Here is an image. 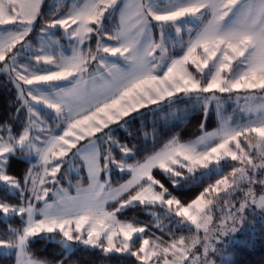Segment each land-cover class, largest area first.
I'll use <instances>...</instances> for the list:
<instances>
[{
    "label": "snow or ice",
    "instance_id": "obj_1",
    "mask_svg": "<svg viewBox=\"0 0 264 264\" xmlns=\"http://www.w3.org/2000/svg\"><path fill=\"white\" fill-rule=\"evenodd\" d=\"M41 4L42 0H0V25L22 26L15 31L0 32V62H3L0 70L14 73L15 80L25 85L51 84L70 77L79 79L72 89H61L55 94L46 95L39 87L35 89V93L33 89L27 90L31 101L54 109L57 117H63L66 122L62 135L51 136L43 142H40L39 136H31L32 130L40 127L43 121L39 119L35 105L24 97L25 90L17 84L19 98L27 108L28 117L22 132L17 134L13 133L9 125H0V182L10 189L21 190V181L6 172L9 158L18 149L28 155L35 152L44 166V175L34 176L29 169L24 178V187L31 182L32 198L36 201L44 200L45 204L43 208H37L31 199L26 204L23 203L25 197L22 190L21 203L13 205L0 201V213L5 216H26L22 229L10 228L11 238L0 239V246L18 250L17 264H48L27 256L30 238L42 233H59L63 237L61 246L65 249L68 248L66 242L79 241L84 245L100 248L105 253H128L143 261V264H148L153 258L157 261L163 258L162 264H216L214 259L209 258L210 253L220 251L213 243L218 240L216 233L227 235L235 229H228L225 221L212 227L215 198L221 192L227 194L229 190L235 191L241 184H247L244 202L240 203L239 208L233 205L229 217L235 222L237 214L245 211L249 200L264 209V194L257 199L252 187L259 184L264 188V178L256 179L257 170L264 169V103L249 108V111L259 113L255 120L236 127L225 121L215 133H205L194 143H180L174 138L163 150L135 165H128L124 159L131 152L127 146L118 145L122 153V158L118 161L112 155L111 148L101 154L95 143L90 142L85 161L89 166V179L93 183L89 185L88 194L83 198L79 194L77 197L64 194L57 202L48 203L45 199L48 189H39L38 185L46 183L47 176H51L55 182L61 163L53 164V160L60 161L71 149L76 148L78 141L86 136H94L138 108L172 100L180 93L188 96L194 93H231L242 89L264 90V0H168L164 8L159 7L158 0H148L147 3L135 6V20L131 25V28L136 29L135 33L126 27L131 17L122 13L120 27L114 35L107 37L108 40L116 41L117 46L102 43L106 34L105 14L116 7L117 0H86L83 5L74 2L67 13L54 15L46 28L42 29V36L49 37V41L45 44L41 40L42 47L35 54L36 64L41 61L44 64H55L57 70H44L45 74H38L40 69L30 72L28 66H18L20 50L16 46L20 44L21 48L25 47L22 41L29 35L31 26L40 15ZM202 10L211 13V20L196 34L194 40L189 41L183 55L169 62L164 27H174L175 32L180 33L181 22L189 17L199 19L204 15ZM149 17L152 21L159 22V43L150 35L152 25ZM56 28L63 29L64 34L75 42L72 54L61 55L58 61L54 55L46 54L47 48L54 45L48 30ZM91 34L98 37L96 52L113 57L119 54L128 62L127 70L118 68L114 63L107 64L105 58L94 54L91 48L85 52L81 46L91 39ZM198 49H202V54H198ZM157 50L159 60L155 55ZM8 60L11 61L10 64ZM90 60H99L100 66L107 73L106 76L101 73L98 80L96 76L92 77L93 83L98 84V87L93 89L95 95L91 98L86 90L79 89L81 83L87 84L83 80V74L88 72ZM189 65L194 66L200 79L189 71ZM161 68L166 70L159 74ZM196 99L203 100L206 107L217 97L197 95ZM40 130L44 131L43 128ZM253 134L255 143H252ZM241 137L247 141L249 149L257 150L259 164L254 163L252 154L242 147ZM108 139L111 143L118 144L111 136ZM233 142L235 150L230 147ZM229 157L231 161H238L242 165L233 167L231 179L223 176L216 180L214 185L205 188L187 205L171 196L164 184L152 175V169L159 168L176 186L179 183L176 178L184 176L180 169H186L188 174L194 176L197 170L210 169L214 164L219 165L222 160L228 163L226 158ZM109 165H116L121 171H131L132 180L118 189L106 191L105 184L99 182V175L102 171H107ZM157 185L161 191L155 190ZM130 188L137 190L134 194L129 193L127 199H118L129 192ZM206 194H214V198L206 199ZM109 199L119 203V207L113 212L104 208ZM137 203L166 206L170 214L175 206L174 215L181 218L180 223L194 226L197 235L189 242L180 237L167 245L153 242L151 247L150 241L143 239L140 247L133 251L130 244L133 235L143 233L146 229L117 220L116 212ZM37 215L42 218L37 219ZM239 219L242 220L243 217L239 216ZM201 231L202 237L199 235ZM118 236H123L119 247L114 242V237ZM197 248L202 251H195ZM169 255L172 259H168ZM60 264H63L62 260Z\"/></svg>",
    "mask_w": 264,
    "mask_h": 264
},
{
    "label": "rangeland",
    "instance_id": "obj_2",
    "mask_svg": "<svg viewBox=\"0 0 264 264\" xmlns=\"http://www.w3.org/2000/svg\"><path fill=\"white\" fill-rule=\"evenodd\" d=\"M119 1L120 0H117V2H119ZM158 1H162V3L159 2L160 8H164L166 6V4L168 3V0H158ZM74 2L78 3L80 5H83L86 2V0H52L51 4L53 6L59 8L56 11V14L59 15V14L67 13L69 8L73 5ZM147 2H148V0H146L145 3H147ZM173 2H178V0H173ZM67 4H68V6L66 7ZM115 8H117V5ZM115 8L109 9V11L106 12L105 20H104V27L106 29V34L102 40V43L106 44V45H111V46H117L116 41L108 40V38H107L108 35H114L116 30H117V28L115 26H114V29L112 27V23L114 20L113 10ZM202 11H204V10H202ZM206 13L207 12L204 11V15L202 17H200L199 19L191 18V17L184 19L181 22L182 23V30L180 33H176L174 27H168V26L164 27L163 31H164L165 39L168 41V45H167L168 53H167V55H168L169 61H170V56L174 57L179 53L176 50L184 42L185 38L183 37V31L191 32V31L195 30L201 24V21L203 22V18H204ZM148 19L150 20L151 18L149 17ZM36 23H37V21H35V23L31 26L32 30L29 33V35L24 39V41H22V44H24L25 47L21 48L20 44H18L16 46V48L20 50L19 55L17 57V63H18V66H28L30 72L35 70V69H40V72L38 74H45L44 70L55 71L57 69H56L55 64H51V65L44 64L43 61H41L40 64H36L35 54L38 53L40 51V48L42 47L41 40L43 39L45 44H47L49 41V37L42 36V29L46 28V24L43 25L41 28L36 30V27H37ZM157 23L159 24V22H157ZM20 27H22V26L19 24H16V25H12V24L0 25V32L15 31L16 29H18ZM73 27H75V26H73ZM93 27H95V26H93ZM108 27L112 29V32H109L107 30ZM48 32L51 34V39L54 41V45L52 47L47 48L46 54L54 55L56 57L57 61L59 60L61 55L69 56L72 54L73 48L75 47V42L70 40L64 34L63 29H60V28L49 29ZM92 39H93V41H92ZM97 39H98L97 35L91 34V39L86 41L85 44L82 45L81 47L83 48V50L85 52L89 48H91V50L94 54H97L98 56H103L105 58V61L107 64H110L111 62L118 61V60L124 58V57H121L119 54H117V56L113 57L110 54H106L103 52L97 53L96 52ZM159 42H160V39L158 40L157 43H159ZM176 43H178V44H176ZM171 48H172V50H170ZM14 51H15V49H14ZM198 54H202V52L198 53ZM10 55H11V53H9V56ZM155 55L159 60V50H157ZM8 63L10 64L11 61L8 60ZM233 63L236 64L235 61ZM0 64H3V62H0ZM101 69H103V68L100 66L99 60H90L88 63V72L84 73L83 75H87L90 72H96V71H99ZM21 70H22V67H21ZM189 71L193 72V74L196 75V77L198 76L196 74L197 72H196L195 68H194V71L191 70V68L189 69ZM205 71L207 72L208 70L205 69ZM78 78L79 77H70L68 80L56 81V82H52L51 84H41L39 86L25 85V84H23V82L15 80V74L14 73L10 74L9 72L0 70V87L2 88V93L4 91L3 88L9 87V89H13L12 86H14L16 88V90L13 91L14 94H11L9 96V100L11 103H17V107L10 105V107L12 108V114L10 116L11 121L10 122L0 121V125H5V124L9 125L12 128L13 133H14L16 130L15 129L16 123H17V125H19V122H20V118H19L20 110H25V119L23 122L26 125L27 117H28V111H27V108L23 106V100L19 98L20 97V91L17 87V84H19L20 88L25 90L24 91V97L27 98L30 103L35 105V108L38 112L39 119L41 121H43V124L40 125V127L34 128L32 130L31 136L32 137L39 136L40 142H43L46 139L50 138L51 136L62 135L63 131L66 128V122L64 121L63 117L58 118L57 114L55 113V110L49 109L44 104H35V102L31 101V98L27 96V90L33 89V91L35 93V89L37 87H39L44 92L47 89H56L60 86H63V84L72 82ZM200 78L197 77V79H200ZM239 93L241 96H236ZM211 96H213V95L210 94L208 97H211ZM247 96H249V94L243 89L240 90V92H236V94L231 95V97H234V100H235L234 103H232L231 112H233L234 109H236V111L237 110H242V111L244 110L245 114H247V113L250 114V116H248L246 119H240L239 121L235 122L234 120H232V117L228 118L226 114L224 115L225 104H222V106L220 105L222 102L227 103L228 101H226L224 99H222V101H221V100H219L220 97L218 98L217 96H215V97H217V99L211 100L207 104V107L209 108L211 106L212 101H214V102L219 101L220 104H217L214 102L213 103L215 105V108H216V111L218 114V118L220 120V125L212 128V129L205 130L201 134H199V135H197L191 139L183 140V141L178 140V141L180 143H194L198 140L199 137L203 136L205 133H215L225 121H229L233 127H236V126H239L242 124H246L252 120H255L257 118V116L259 115V113L255 112V111H249V108L252 106H255V105L251 104L252 99H248V98H251L253 96L250 95L248 98H247ZM262 97H264V94ZM231 100H233V99H231ZM20 101H21V103H20ZM18 102L20 103V106H19ZM262 103H264V99H260V101H258L256 105H260ZM12 121H13V123H12ZM40 128H43L44 131H41ZM109 136H111V135L108 134L105 129H103L101 132L96 133L94 136H91V137L86 136L85 139L77 142L76 148L71 149L66 157H63L60 161L53 160V162H52L53 164L58 163V162L61 163L60 170L56 174V177L54 178L55 182H53V178L51 176H47V177H45V180L47 182L44 183L43 185H38L39 189H43V188L48 189V195L45 198L48 203L57 202L59 197L64 195V194H66L67 196H71V197H77L79 194V196L81 198H83L84 196H86L88 194L87 190L89 189V185L93 182L89 179V175H90L89 166L85 161V155L89 151L90 142L95 143L97 149L99 150V152L101 154L106 153L108 151V149L109 148L112 149L113 146L120 145L118 141H117L118 144L111 143L108 139ZM5 138H7L6 135H5ZM242 139H244V138L243 137L240 138L241 145L243 147ZM112 140H114V139L112 138ZM170 142H168L167 144H169ZM255 142H256L255 139L252 138V143H255ZM41 146H43L42 143H41ZM165 146L162 147L160 150L156 151L155 153L163 150L165 148ZM230 147H232L233 150H235V143L234 142L231 143ZM103 148H105L106 152L103 151ZM20 151L23 152L22 150H20ZM155 153H153V154H155ZM132 154H133V152L131 151L127 157H124V159L126 160V163L128 165H135L137 163H143L149 156L153 155V154H151L147 158H145L144 160L138 162V161L130 160ZM22 155L25 159L30 161V163H31L30 169L32 170V173L34 176H43L44 175V166H43L39 156L36 155L35 152H33L31 155H28L25 152H23ZM112 155L115 156V152L113 149H112ZM121 158L118 159L116 157V159L118 161L121 160ZM226 159H230V157L226 158ZM221 162H220V164H221ZM254 163L259 164L258 162H254ZM220 164L219 165L214 164L213 166H211L210 169H199V170L209 171L213 167H215L216 171L218 173H220V172H222V169H223V166H220ZM100 165L102 168L103 167V159H101ZM241 166H242L241 164H236L235 167H241ZM49 167H51V166H49ZM174 167L178 168V166H174ZM155 169L156 168L152 169V175L153 176H154L153 172ZM6 172H7V169H6ZM125 173H130V175L124 179H120L123 177V175ZM132 178H133V175H132L131 171H129L127 169H125L124 171H121L116 167V165H109V168L107 171H102L100 173L99 182L102 184H105V190L109 191L111 189H118L121 185L126 184L128 181L132 180ZM220 178H222V177H220ZM262 178H264V170L258 169L256 172V179H262ZM229 179H231V177H229ZM252 187H253V190L256 194V198L259 199V196L264 194V188H262L259 184H254V185H252ZM7 188L9 190V192H11L13 194H18L19 196H20V191L22 190L24 193V197H25V200L23 201V203L26 204L28 202V199H31V202L37 208H43L44 207V204H45L44 200L36 201L34 198H32L33 194L31 192V188H32L31 182L28 183L27 187H24V182L21 183V190H13V189H10L9 187H7ZM247 188H248L247 184H241L239 186V189H237L235 191L229 190V193H227L226 196L224 195L226 193L221 192L220 196L215 198V204H214V206H212L213 207V211H212L213 224H212V227L215 228L216 226H218L220 224L221 221H225L228 229H232V228L235 229V231H229L227 235H220L219 233H216L218 240H214L213 243L220 251H218L214 254L210 253V257H209L210 259H214L216 261V264H229L228 259L231 257L230 252L227 251V248L229 247V245H231L232 243L237 242L239 240H243L244 238H242V236H241L242 233H244L248 230H252V231L255 230V228L259 226V224L257 223L258 221H262L264 223V209H261L257 205L252 204L251 200L248 201V206L246 207L245 211L243 213L237 214L238 218L236 219L235 222H233V220L229 217V212H230V209H232V206L235 205L236 208H239L240 203L244 202V200H245L244 192L247 191ZM134 189L135 188H130L129 192L124 193L123 196L119 197L118 199H121V200L127 199L129 193L134 194L135 191L132 192V190H134ZM155 190L161 191V189L159 188L158 185L155 186ZM41 194H43V193L41 192ZM20 198H21V196H20ZM166 198H168V197H166ZM211 198H214V197H211ZM206 199H210V198H206ZM21 202L22 201L20 200V202L14 203L13 205L21 203ZM7 203H9V202H7ZM9 204H12V203H9ZM136 205H139V204L137 203V204H134L133 206H136ZM118 207H119V203L117 202V200L109 199L107 201V203L104 204L105 210L109 211V212L115 211V209ZM129 207H131V206H129ZM129 207L122 209L120 212L126 210ZM174 211H175V206H173L171 214L168 212L166 206L161 207L157 211V215H158V219H159L157 225H159V227H160L159 228L160 229L159 235H157L153 230H150L148 227L149 225H147V224H141L140 222L137 223V222L131 221L129 219H126V220L120 219L119 215H118L119 212H116V218H117V220H119L121 222L133 223L134 226H137V227H145V229H146L145 232L135 233L133 235V241L130 242L132 250L135 251L133 246L135 244V239L137 237H140L141 240L148 239L150 241L149 247L152 246L153 242H159L161 244L167 245L172 240L176 239L172 235L168 236V231L173 234L174 230L173 229L167 230L165 228V226H169L172 224H174V225L178 224L176 222L177 217L174 215ZM2 216L4 217L5 220L8 221L9 228L20 229V226L22 224L19 225L16 223V221L13 220L16 216H19V215L5 216L4 214H2ZM239 216H242L243 219L242 220L239 219ZM36 218L40 219L42 217L37 215ZM22 219L26 220V216L23 217ZM165 219H166V221H164ZM177 227L178 226H175V228H177ZM201 233H203V232L201 231ZM39 236H47L48 239L53 240V241H57L59 243H60V241L63 240L62 235L59 233H42ZM31 239H33V238H30V240ZM122 240H123V236L114 237V242L117 244L118 247L120 246V242ZM186 242H189V241H186ZM66 243L68 244V248L67 249L64 248L66 254L74 251L75 248H77L78 246L94 248V247L89 246V245H84L79 241H69ZM105 244H106V241H105ZM98 249H100V248H98ZM0 251L3 253H6V254H14L16 257V263L15 264H17V251H18L17 249L6 248L3 246H0ZM195 251L199 252L202 250L200 248H197ZM112 253H117V252H112ZM123 254H128V253H123ZM27 256L31 257L32 259H36V258L31 256V254L28 251V248H27ZM162 259L163 258H161V261H157L155 258H153L152 260L148 261V264H162ZM168 259H172L171 255L168 256ZM190 259H191V256H190ZM40 261H42V260H40ZM141 264H143V261H141ZM186 264H187V262H186Z\"/></svg>",
    "mask_w": 264,
    "mask_h": 264
},
{
    "label": "trees",
    "instance_id": "obj_3",
    "mask_svg": "<svg viewBox=\"0 0 264 264\" xmlns=\"http://www.w3.org/2000/svg\"><path fill=\"white\" fill-rule=\"evenodd\" d=\"M51 2L52 0L43 1L40 15L36 20V30L50 22L54 15H58L56 11L59 8L53 6ZM67 6L68 4L66 7ZM157 25L158 23L153 21L152 27L156 42H158L161 37L159 36L161 28ZM114 26L116 27V21L113 20V29ZM198 29L191 33L183 31V37L185 39L180 47H186V44L189 43ZM107 30L112 32V29L109 27ZM12 88L13 89H9V87L3 88L4 91L2 93V88L0 87V121L3 122L11 121L10 116L12 114V108L10 105L17 107V103H11L9 100V96L14 94L13 91L16 90L14 86H12ZM245 91L249 96H253L251 98L247 96L248 99H252L251 104L253 105H256L260 99H264V97H262L264 90L255 89ZM236 92H240V90L231 93H208L218 98L220 97L219 100L221 101L222 99L228 101L227 103L222 102L221 104L219 101H212L209 108L207 106L205 107L203 100L196 99L198 94L194 93L185 96L183 93H180L172 100L162 102L161 106L154 107L153 105H149L133 112L120 124L116 123L111 137H113L114 141H118L120 145L127 146L133 152L130 160L140 162L149 155L160 150L174 138L179 141L188 140L201 134L205 130L219 126L220 120L214 103L220 104L221 106L225 104L224 115L226 114L228 118L232 117V120L235 122L240 119H246L250 114H245L244 110L236 111V109H234L233 112H231L232 103L235 101L234 97H231V95L236 94ZM203 94L206 95V93ZM236 96L241 95L239 93ZM20 103L18 102L19 106ZM19 118L20 122L19 125L16 123L14 134L22 132L21 130L25 125L23 122L25 119V110H20ZM253 139H255L254 134ZM242 144L245 151H249L252 154L254 162L260 163V160L256 158L257 150L254 148L249 149L245 139H242ZM112 149L115 152V156L120 159L122 157L120 148L118 146H113ZM103 151L106 152L105 148H103ZM22 154L23 152L20 150L16 151V153L9 158L7 167V173L19 179L21 183L24 182V178L31 167L30 161L25 159ZM227 161L228 163H225V161L222 160L220 166H223V169L220 173L213 167L209 171L197 170L195 175L192 176V174L187 173L186 169H180L184 173V176L176 178L179 181L176 186H173L171 179L166 176L161 169L156 168L153 174L155 179L160 180L161 183L164 184L171 196L176 197L182 204L187 205L192 200L196 199L205 188L214 185L216 180L220 179V177H231L230 173L233 167L240 163L238 161H231L230 159H227ZM129 175L130 173H125L120 179H124ZM135 190L136 189L132 190V192ZM224 195L226 196L227 194ZM211 197H214V195L206 194L205 198ZM0 200L14 204L20 202L21 198L18 194L9 192L8 188L0 182ZM160 208L161 206L159 205H136L119 212L118 215L119 218L123 220L129 219L137 223L147 224L150 230H153L159 235L160 227L157 226L159 220L157 211ZM13 220L19 225L22 224L20 226V229H22L23 219L16 216ZM164 221H166V219ZM180 221L181 218L177 217V225L172 224L165 226L167 230H174L173 234L168 231V236L172 235L177 240L180 237H184L186 241H190L193 236L197 235L194 226L182 224ZM257 223L259 226L256 227L255 230H248L242 233L241 236L244 238L243 240L229 245L227 248V251L231 254V257L228 259L229 264H264V223L262 221H258ZM175 226L178 227L175 228ZM9 229L8 221L5 220L2 213H0V239L7 240L11 238ZM199 235L202 236L203 233L200 232ZM141 242L142 240L140 237L135 239V244L133 246L135 251L140 247ZM28 251L32 257L48 262V264H60L61 260L63 264H141V260H138L130 254L105 253L98 248L78 246L74 251L66 254L59 242L50 240L47 236H38L31 239L29 241ZM15 263L16 257L14 254H6L0 251V264Z\"/></svg>",
    "mask_w": 264,
    "mask_h": 264
},
{
    "label": "crops",
    "instance_id": "obj_4",
    "mask_svg": "<svg viewBox=\"0 0 264 264\" xmlns=\"http://www.w3.org/2000/svg\"><path fill=\"white\" fill-rule=\"evenodd\" d=\"M43 1L44 0H42V3H43ZM146 2V0H120L119 2H117V8H115L114 10H113V13H114V21H116V28L118 29L119 27H120V25H121V16H122V13L123 14H126V15H128L129 17H131V19L128 21V23H127V25H126V27H128V28H131V25H132V23L134 22V20H135V17H134V12L136 11V8H135V6L137 5V4H139V3H145ZM162 3V1H158V3ZM41 6H42V4H41ZM235 11V10H234ZM229 16L231 17L232 16V13H230L229 14ZM227 19V18H226ZM209 20H211V13L210 12H207L206 14H205V16H204V18H203V22L201 21V24L196 28V29H198V31L194 34V36L191 38V40H194L195 39V37H196V34L209 22ZM150 22H151V25H152V23H153V21L150 19ZM195 29V30H196ZM195 30H193V31H195ZM131 31H132V33H135V31H136V29L135 28H131ZM193 31H191V32H193ZM191 32H189V33H191ZM150 35H151V37L155 40V42H156V39H155V34H154V31H153V27H151V29H150ZM159 36H161V29H160V32H159ZM157 43V42H156ZM187 45L188 44H186V47H178L177 48V50L176 51H178L179 53L176 55V56H170V60L171 59H175V58H178V57H180L181 55H183V53L186 51V49H187ZM170 50H172V48L170 49ZM197 52L198 53H201L202 52V49H198L197 50ZM157 60H158V58H157ZM170 62V61H169ZM116 64L117 65V67L118 68H121V69H125V70H127V67H128V62L123 58V59H120V60H118V61H114V62H111L109 65H111V64ZM189 69L191 68V70H193L194 71V67L193 66H191V65H189V67H188ZM164 70H166V68H161L160 69V73L159 74H162V72L164 71ZM101 73H103L105 76H106V70L103 68V69H101V70H99V71H96V72H90L89 74H87V75H83V80L84 81H87V84H83V83H81L80 85H79V89L80 90H86V92H87V95H88V97L89 98H91L92 96H94L95 95V93H94V91H93V89L94 88H96V87H98V84H94L93 83V81H92V77L93 76H96L97 77V80L99 79V75L101 74ZM197 74V73H196ZM198 76L197 77H199L200 78V74H197ZM79 79V78H78ZM78 79H76V80H74V81H72V82H69V83H66V84H63V86H60V87H58V88H56V89H47V90H45L44 91V94H46V95H50V94H55V93H57V92H59L61 89H64V90H69V89H72V87H73V84H75L76 83V81L78 80ZM199 96H202V97H208L210 94H208V93H206V95H204L203 93H199L198 94ZM175 98V97H174ZM166 101H170V100H164V101H161L159 104H148L147 106H149V105H153L154 107H156V106H161L162 105V102H166ZM86 107H87V104L85 105ZM143 108V107H142ZM139 109H141V108H138L137 110H139ZM137 110H135V111H137ZM135 111H132V112H130V114L129 115H131L133 112H135ZM128 117V116H127ZM126 117H122V118H120V120L117 122V123H121L122 121H124V119H125ZM115 127H116V123H111V124H109V127L108 128H105V130H106V132L108 133V134H110L111 135V133H112V131L115 129ZM113 138V137H112Z\"/></svg>",
    "mask_w": 264,
    "mask_h": 264
}]
</instances>
